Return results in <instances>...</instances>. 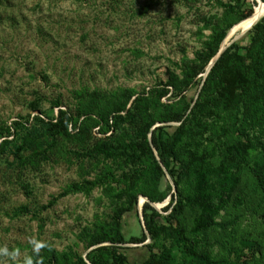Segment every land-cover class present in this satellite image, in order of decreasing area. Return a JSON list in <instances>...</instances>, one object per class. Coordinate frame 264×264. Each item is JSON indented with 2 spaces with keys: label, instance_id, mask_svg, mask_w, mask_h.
<instances>
[{
  "label": "rangeland",
  "instance_id": "obj_1",
  "mask_svg": "<svg viewBox=\"0 0 264 264\" xmlns=\"http://www.w3.org/2000/svg\"><path fill=\"white\" fill-rule=\"evenodd\" d=\"M217 1L0 0V124L18 120L30 128L35 115L58 114L53 104L57 98L64 108L74 112L80 104L106 109L117 102L115 93L120 97L133 94L127 107L139 95L145 97L144 106L159 105L160 90L164 87L169 92L162 96L161 102L170 106L160 103L162 110L158 112L169 108L186 113V118L201 99L209 64L204 73L196 74V83L187 90L183 87L182 67L189 72L198 70L197 56L208 43L220 42V49L225 40L227 47L237 43L239 47L232 51L238 50L244 72L250 74L255 66L264 69V34L258 33L262 38L255 34V24L264 21V0H222L243 12L253 9L252 16L240 22L237 14L219 6ZM258 9L262 12L255 17ZM236 26L238 30L230 34ZM172 73L176 75L177 88L168 85ZM79 90L87 93V101L77 99L74 91ZM214 92L204 94L202 101L206 106L202 105L194 117V123L206 127L205 144L225 147L242 142L246 136L254 140L252 152L257 151L264 133L262 102L249 90L241 89L233 99L219 98L210 106ZM106 95L113 101L107 100ZM251 116L261 126L249 128ZM163 124L179 126L181 121H157L154 127ZM18 133V139L17 134L9 137L12 141L8 151L0 155V264H36L47 258L52 259L47 264H77L75 253L89 264V253L100 264H114L117 259L113 253H93L102 245L127 247L130 263L143 264L150 253L146 244L164 262L171 257L172 264H195L167 228L166 217L171 210L163 209L177 197L170 169L180 168V157L187 156L188 147L177 149L167 166L150 135L154 155L146 160L148 170L133 190V199L122 193L124 183L111 180L90 191L84 189L63 196L45 208L53 196L74 182L99 180L107 173L118 177L129 170V165L74 153L103 142L107 134L94 127L86 134H75L60 142L48 159L27 161L23 166L18 162V154L13 153L22 152L25 159L33 151L26 136V125ZM131 133L132 129L118 137L126 140ZM162 138L164 143L169 140V136ZM156 164L165 172L161 180L157 177ZM240 174L242 183L237 193L243 203L232 204L218 218V221L231 220L232 224L199 235L201 247L213 257L234 261L233 247L242 239H250L259 251L252 252L249 264H264V202L259 199L255 177L247 166H241ZM191 181L181 182L180 189L191 191ZM161 195L166 196L163 201L151 200ZM145 202L163 214L157 217L159 225L155 226L154 234L144 220ZM23 206L32 211L18 213V208ZM120 209L127 211L117 226L115 217ZM193 218L194 214L186 210L174 219V224H181L190 234ZM101 228L116 239L122 235L125 242L105 240L90 244L92 236ZM144 234L146 241L133 242ZM51 251L55 252L53 258Z\"/></svg>",
  "mask_w": 264,
  "mask_h": 264
},
{
  "label": "trees",
  "instance_id": "obj_2",
  "mask_svg": "<svg viewBox=\"0 0 264 264\" xmlns=\"http://www.w3.org/2000/svg\"><path fill=\"white\" fill-rule=\"evenodd\" d=\"M217 3L219 6L226 7L229 11L237 14L239 22L249 18L253 13V9L243 12L240 8H235L233 4L225 3L222 0H218ZM255 29L256 35L258 33L264 34V21H258L255 24ZM261 35H258V38H262ZM222 37L219 38L220 41ZM219 44L220 42L217 44L208 43L206 45L205 50L197 56L199 68L195 72H189L187 68L182 67V82L186 90L196 83L195 76L198 72L204 73L206 71L207 65L220 49ZM238 47L239 44L233 43L221 54L208 73L207 83L204 86L201 99L198 100L191 114L186 118V113H182L181 111L173 112L169 108H165L163 112H158L159 109L162 110L160 103L168 107L170 106V104L161 102L162 96L169 92V88L167 87L160 90L159 105L147 104V106H144L143 100H145V97L144 95H139L132 105L127 107L128 100L133 94H126L120 97L115 93L113 97L117 99V102H113L112 106L106 109L98 110L97 106L91 109L80 104L76 112H74L70 108H64L61 99L57 98L53 100V104L58 108V114L52 117H45L43 114L35 115V121L30 128L26 123L18 120L12 124L1 123L0 155L8 151L9 143L12 141L9 137L17 134L15 138L18 139V135L20 134L18 131L22 130L25 125L27 130L26 136L30 139V148L33 154L22 159V152L13 153L18 154V162L23 166L26 165L27 161L35 163V159H48L49 153L60 142L66 138L73 137L75 134H86L87 130L94 127L98 128V132L104 135L107 134L102 143H96L90 148L74 151V153L87 158L97 156L103 160H111L114 163H126L129 165L130 171L128 170L129 172H124L118 177L107 173L104 175V178L101 177L102 179L99 180L74 182L59 195L53 196L48 204L44 206L48 208L56 204L59 198L63 196L84 189L90 191L96 185L100 183L104 184L111 180L124 183L125 188L122 190V193L133 199V190L148 170L149 165L146 160L154 155V150L150 143V135L152 136L154 146L160 152L167 166L170 165L172 155L175 156L177 154V149L182 146L188 147L189 152L187 156L185 158L180 157L182 160L180 168L177 171L170 169L177 186V197L175 200L173 197L171 202L163 208L166 212L171 210L170 214L166 217L168 222L167 228L176 235L183 246L184 254L190 257L195 264H249L251 256H253L252 252L256 254L259 251L257 246H254L252 240L242 239L239 244L233 247L231 251L234 252L236 258L233 261L230 258L213 257L209 250L201 247L199 237V235L208 233L214 228H226L232 224L231 220L218 221V218L222 211L227 210L232 204L241 205L243 203V200L237 193L242 183L241 166H247L249 172L255 177L256 185L260 192L259 199L264 202V133L263 138L259 141V149L254 152L251 150L254 147V140L246 136H244L242 142L230 143L225 147L217 144L208 146L203 140L204 129L206 127L202 128L199 123H194L197 110L200 111L202 105H204L202 97H205L206 95L204 94L210 90L215 91L214 99L211 100L210 106L211 104H216L219 98L233 99L243 89L249 90L254 94L262 102L264 110V69L255 66L250 74L244 72L243 66L239 61L238 50L232 51L233 48ZM175 64L179 65L177 62ZM175 78L176 75L174 73L170 74L168 85L177 88L174 82ZM74 94L81 102L87 101V93L85 91H74ZM105 98L107 100L110 99L108 95ZM110 101L113 100L110 99ZM35 108L39 109V106ZM81 117L83 118L82 120H80ZM171 120L181 121V124L179 126L163 124L154 127L157 121L165 122ZM248 121L250 123L248 127L251 129L261 126V122H258L255 116H251ZM131 129L132 133L128 139H119V134ZM162 136H169L167 143H164ZM164 151L166 152L164 153ZM156 170L157 177L159 178L160 176L161 180L165 172L159 164H156ZM187 180H192V190L184 192L180 189V183ZM159 186H161V182H159ZM165 195L151 197V200L155 202L163 201L166 198ZM186 210L194 214L190 234L187 233L186 228L181 226V224H174V219L179 218ZM31 211L27 206L20 207L17 210L18 213H30ZM126 211L125 209H120L116 214L115 221L117 226H120L122 216ZM143 214L147 229L151 234H154L155 226L159 225L157 217H161L163 214L155 209L150 202H145ZM146 239L147 235L144 234L140 238H135L133 242L140 243L146 241ZM105 240H111L116 243L125 242L122 235L116 239L101 228L97 234L92 236L90 244L103 243ZM146 247L150 253L143 264H162V261L164 264H172L171 257L165 259L164 262L160 255L152 252L149 244H146ZM125 249L127 247L102 245L96 248L93 253L97 251H104L105 255L113 253L115 259H117L114 264H131ZM260 254L261 258H263V253ZM75 255L77 257V264H89L83 256L76 253ZM51 257H55L54 251H51ZM88 259L91 261V264H100L91 253L88 254ZM51 261V258H47L45 262L42 263L38 260L36 264H47Z\"/></svg>",
  "mask_w": 264,
  "mask_h": 264
},
{
  "label": "water",
  "instance_id": "obj_3",
  "mask_svg": "<svg viewBox=\"0 0 264 264\" xmlns=\"http://www.w3.org/2000/svg\"><path fill=\"white\" fill-rule=\"evenodd\" d=\"M227 40H225V43L223 44V46L221 47L220 51L218 52V54L210 61L209 65H208V73L211 70V68L214 66V64L217 62V60L219 59V57L221 56V54L225 51V49L227 48ZM144 244V243H142Z\"/></svg>",
  "mask_w": 264,
  "mask_h": 264
},
{
  "label": "bare ground",
  "instance_id": "obj_4",
  "mask_svg": "<svg viewBox=\"0 0 264 264\" xmlns=\"http://www.w3.org/2000/svg\"><path fill=\"white\" fill-rule=\"evenodd\" d=\"M261 12H262V9H258V10H256V12H255L256 15H255V17H257L258 15H260ZM255 17H254V18H255ZM249 22H251V20H249ZM238 27H239V26L234 27L233 30H232V32H231L230 34L234 33L236 30H238ZM243 33H244V31H243Z\"/></svg>",
  "mask_w": 264,
  "mask_h": 264
}]
</instances>
